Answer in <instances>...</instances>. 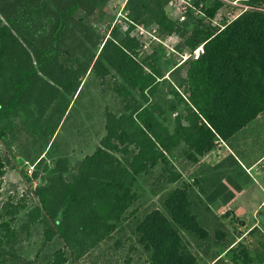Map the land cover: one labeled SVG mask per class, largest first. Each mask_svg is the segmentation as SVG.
<instances>
[{
    "label": "trees",
    "instance_id": "trees-1",
    "mask_svg": "<svg viewBox=\"0 0 264 264\" xmlns=\"http://www.w3.org/2000/svg\"><path fill=\"white\" fill-rule=\"evenodd\" d=\"M130 2L135 20L146 19L161 36L178 35V50L189 54L183 62L188 125L170 133L159 122L157 104L149 105V99L163 74L154 56L138 62L135 39L126 34L107 40L97 54L98 42L85 19L105 0H0V142L10 139L18 124L44 133L55 111L64 115L88 72L97 77L114 72L123 82L116 89L133 104L120 114L106 111L104 136L70 178L63 161L36 178L38 206L29 218L32 223L43 218L46 241L58 237L77 260L102 243L121 245L116 236L128 226L126 240H134L129 253L140 250L148 264H196L182 233L201 239L208 234L190 211L186 189L168 194L165 213L156 209L133 223V187L139 175L166 165L165 155L181 141L203 155L216 137L229 140L264 112V11L252 7L213 26L223 4L212 0L200 10L207 22L189 28L166 16L164 0ZM60 255L56 264L66 262Z\"/></svg>",
    "mask_w": 264,
    "mask_h": 264
},
{
    "label": "rangeland",
    "instance_id": "rangeland-1",
    "mask_svg": "<svg viewBox=\"0 0 264 264\" xmlns=\"http://www.w3.org/2000/svg\"><path fill=\"white\" fill-rule=\"evenodd\" d=\"M219 1L223 5L214 16L213 26L221 27L252 7L264 11V4L254 5L250 0ZM164 2L170 20L185 22L191 28L202 19L207 22L200 10L212 0ZM97 9L85 19L98 42L97 54L107 40H120L126 34L135 39L138 62L154 56L163 74L149 105L157 104V118L170 133L185 128L181 124L190 112L183 94L186 73L183 62L189 54L178 50L182 43L179 36H161L146 19L135 20L130 0H105ZM80 16L81 12L75 18ZM200 51L201 48L195 51V57ZM121 84L114 72L103 77L88 72L64 115L60 118L55 111L45 122L44 133L34 134L18 124L13 136L0 142V264H56L59 254L64 255L63 264H126L128 257L130 264H148V255L140 250L129 253L134 240H126L131 233L128 226L122 236H116L121 245H115L114 240L102 243L77 260L64 250L58 237L46 241L47 224L43 218L34 223L29 218V213L38 206L34 195L36 178L45 176L58 161L64 162L65 176L70 178L104 136L106 111L120 114L126 111V104H133L130 97L124 100L116 89ZM135 100L140 101L136 94ZM261 115L236 133L228 145L220 143L228 153L222 167L219 166L222 147L215 143L219 140L216 137L211 149L203 155L181 141L165 155L166 165L158 164L139 175L133 187L137 200L131 209L136 211L132 222L156 209L165 213L168 194L177 188L186 189L190 211L208 234L201 239L182 233L196 264H264V159L247 168L264 151V112ZM181 144L185 145L184 153Z\"/></svg>",
    "mask_w": 264,
    "mask_h": 264
},
{
    "label": "crops",
    "instance_id": "crops-1",
    "mask_svg": "<svg viewBox=\"0 0 264 264\" xmlns=\"http://www.w3.org/2000/svg\"><path fill=\"white\" fill-rule=\"evenodd\" d=\"M264 116V115H263ZM262 117V115H260V116H258L256 119H260ZM254 121V120H253ZM183 123L181 124V126L182 127H186L187 125H188V121L184 118V120L182 121ZM243 129H246V127L245 128H243ZM242 129V130H243ZM242 130H240L238 133H240ZM237 133V134H238ZM236 134V135H237ZM234 137L235 136H233V137H231L229 140H227V141H222V140H217L215 143H217V144H219V146L220 147H222V145L220 144V143H222L224 146L225 145H228L229 143H230V141H232L233 139H234ZM183 142V141H182ZM181 147H182V149H183V153L186 151V148H185V145L184 144H181ZM229 148V147H228ZM253 151H254V153H256V149H253ZM91 155V154H90ZM227 157H228V153H226V152H224V150H223V147L221 148V156L219 157L220 159V162H219V166H223L222 164L224 163V162H226L227 160ZM264 159V151H262L260 154L258 153V155H256L255 156V158L253 159V161L249 164V165H247V168H251L252 166H254V165H256V164H258V162H260L261 160H263Z\"/></svg>",
    "mask_w": 264,
    "mask_h": 264
},
{
    "label": "built area",
    "instance_id": "built-area-1",
    "mask_svg": "<svg viewBox=\"0 0 264 264\" xmlns=\"http://www.w3.org/2000/svg\"><path fill=\"white\" fill-rule=\"evenodd\" d=\"M198 56V53H196V57ZM188 57H185V59H187Z\"/></svg>",
    "mask_w": 264,
    "mask_h": 264
}]
</instances>
